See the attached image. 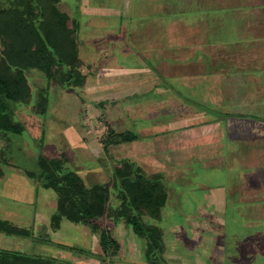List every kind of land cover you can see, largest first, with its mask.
Masks as SVG:
<instances>
[{"label": "rangeland", "instance_id": "374dc122", "mask_svg": "<svg viewBox=\"0 0 264 264\" xmlns=\"http://www.w3.org/2000/svg\"><path fill=\"white\" fill-rule=\"evenodd\" d=\"M135 1L128 11L124 0H59L58 7L70 17L69 26H77L78 69L84 80L80 88L69 89L42 71L30 70L31 100L11 103L25 131L6 133L9 143L0 138V169L7 174L16 169L31 172V183L24 180L35 188V195L26 197L22 177L17 178L20 184L8 190L0 188V197L20 199L19 215L11 223L26 230L24 236L0 233V250L26 253L27 238L48 239L49 244L66 246L71 252L70 261L57 259L68 264H79L72 255L76 252L96 264H103L104 259L106 264L121 260L130 264H228L227 248L232 254L234 246L248 236L263 239L264 198L255 203L261 194H249L248 175L263 168L264 162L254 164L245 141L241 147H231L226 140L223 156L221 145L207 138L205 128L214 123L201 121L199 100L170 81L179 68L165 71L134 47L124 26L129 33V23L144 14ZM13 4L14 0H0V8ZM163 7L168 9L162 13L170 17L173 46L188 47V15L177 3H163ZM176 16L186 23L183 29L173 27ZM107 43L113 45L105 51ZM44 108L47 112L38 115ZM72 126L85 137L87 147L72 138ZM129 132L137 136L135 142H114L117 135ZM59 157L66 158V170L78 172L87 186H107L106 210L97 222L118 242L115 257L105 258L100 242L93 241L100 232L68 220L59 226L53 221L58 195L43 187L40 160ZM133 166L161 180L168 193L159 217H143L148 227L158 230L163 244L162 252L149 257V242L127 223L128 210L116 184V173ZM219 246L226 248L225 259L218 255ZM51 252L28 254L52 258ZM256 255L259 261L260 254Z\"/></svg>", "mask_w": 264, "mask_h": 264}, {"label": "crops", "instance_id": "0c3cea01", "mask_svg": "<svg viewBox=\"0 0 264 264\" xmlns=\"http://www.w3.org/2000/svg\"><path fill=\"white\" fill-rule=\"evenodd\" d=\"M167 1H135L139 3V11L143 9L144 14L136 16L129 23V33L125 23L124 30L130 41L154 65L165 71L168 67L179 68L170 81L183 87L188 97L199 100L201 121L206 124L214 123L204 129L207 138L221 145L223 156L226 155V142L230 141L231 147H241L245 141L254 164L264 162V0ZM124 3L129 11L132 0H124ZM163 3H177L188 15V47L173 46L170 17L162 13L163 10H168L163 7ZM178 18L172 17L178 21L173 27L183 29L186 23L179 22ZM112 45L107 43L105 51ZM174 123L173 126H176L177 122ZM70 130L72 138L78 141L80 147L88 146L89 143L84 141L85 137L77 132L79 130L76 127L72 126ZM248 176L251 179L249 194L252 193L254 197L261 194L255 197L256 203L258 199L264 198V165ZM1 177L0 188L3 190L20 184L17 180L19 177L31 181L24 170L18 169L11 174L3 171ZM29 182L24 180V193L26 197L28 195L29 199H33L35 188ZM250 186L254 188L253 191ZM260 187L263 191L258 192L257 188ZM19 201L15 197L2 195L0 219L13 222L12 218L19 215ZM255 206L257 208L258 205ZM257 211L260 212L259 209ZM26 240L27 254L35 251L48 252L50 249L52 258L70 261L68 255L71 252L66 250V246L60 248L42 241L48 239ZM93 241L99 243L100 235L94 236ZM233 249L236 252L229 254L231 250L227 248L229 253L226 258H231L228 264H238L241 260L243 264H264V236L262 240L248 236ZM84 250L94 251L93 248ZM217 250L220 258L225 259L226 248L219 246ZM256 254H260L259 261ZM72 255H76L79 264H96L82 253ZM130 263L121 260L114 264Z\"/></svg>", "mask_w": 264, "mask_h": 264}, {"label": "trees", "instance_id": "16d2710c", "mask_svg": "<svg viewBox=\"0 0 264 264\" xmlns=\"http://www.w3.org/2000/svg\"><path fill=\"white\" fill-rule=\"evenodd\" d=\"M58 5L59 0H14L13 5L0 8V37L3 39L0 47V138L7 140V143L9 138L6 133L22 134L25 131V125L15 119L11 103H27L31 100L32 91L27 78L30 70L42 71L48 78L60 81L69 89L82 86L84 77L78 69L77 26H69L70 17ZM46 112L47 108H44L38 115ZM136 140L137 136L129 132L117 135L114 142L118 144ZM66 162L65 157L40 160L39 178L43 187L55 190L58 195L53 221L59 226L63 220H68L100 232V246L105 258L115 257L118 254V242L97 222L106 210L109 199L107 186H87L78 172L66 170ZM133 167L119 170L116 184L128 210L125 212L127 223L132 225L137 235L149 242V257L154 252H162L163 244L158 230L148 227L143 217H159L166 205L168 193L161 180L141 174ZM2 172L0 169V174ZM30 173L26 172L29 177ZM0 233L24 236L26 230L0 219ZM105 261H102L103 264H106ZM29 262L68 264L56 258L0 250V264Z\"/></svg>", "mask_w": 264, "mask_h": 264}]
</instances>
